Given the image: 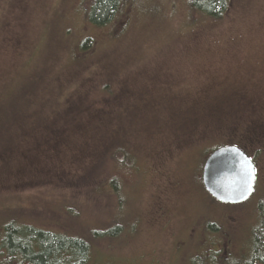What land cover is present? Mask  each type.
Here are the masks:
<instances>
[{
    "label": "rangeland",
    "instance_id": "374dc122",
    "mask_svg": "<svg viewBox=\"0 0 264 264\" xmlns=\"http://www.w3.org/2000/svg\"><path fill=\"white\" fill-rule=\"evenodd\" d=\"M78 3L79 0H0V115L6 114L0 122L11 118L6 128L12 133L16 131L13 139L21 135L20 127L25 121L32 124L35 119H45L46 115L51 116V111L57 113L58 108H64L69 102L76 104L77 98L83 106L97 109L89 115L78 116L81 120L88 119L90 126L82 130L88 137L87 147H82V154H76V158L69 159V154L63 151L55 154L46 141L39 147L27 141L25 149L16 148L15 153L19 155L15 154L10 160L9 156L0 158V225L8 218L18 217L29 227L44 231H47L46 226L54 227L55 223L66 220L74 221L76 229L86 226L97 229L100 221L115 220L112 223L122 224L123 212H129L128 221L125 225L123 222L121 242L125 244L119 243L120 238L94 241V237H90L94 251L89 260L81 264H185L182 262L187 260V253L192 248L197 250L201 246L208 254L221 242L226 243L228 255L244 254L261 212H264V116L244 108L252 102L254 106L264 104V0H247L241 4L230 0L222 26L197 24L193 27L196 34L185 24L181 0H145L139 7L136 1L134 9L126 12L127 23L117 28L111 26L107 31H96L86 25L77 8ZM5 23L11 27L8 38L1 30ZM86 37L92 39L85 48L95 46L88 55L90 60L84 62L89 69H76L78 73L71 68L60 71L59 68L65 67L64 63H78L79 46ZM209 39H214L215 49L203 48V52L211 53L193 50L194 46L210 45ZM17 42L19 48L13 49ZM221 43L229 53L223 51ZM191 67H199L197 75L192 73V78L185 73V68ZM23 71L36 72L38 76L46 74L40 85H31L29 81H20L19 74ZM55 75L59 87L54 82ZM106 76L113 83L108 89L111 98L117 97L121 85L127 91L131 90L117 107L114 103L109 104L111 110L102 109L111 101L98 102L87 91L89 87L92 91L93 87L100 86V80ZM195 77L200 80V85L228 82L241 86L247 95L244 98L247 103H241L242 99L238 101L235 116L246 114L244 117L263 127L259 130L261 145L254 142L253 137L254 144L249 148L255 158L258 180L254 194L246 203L226 208L212 202L196 184L197 178L192 176L191 170L181 166L185 149L173 153L161 167L152 161L156 151L147 162L144 150L133 151V162L136 157L138 167L134 170L136 181L140 182L129 184L127 203L107 197L104 191L98 192L105 185L107 176L116 178L120 174L113 172L109 164L98 174L94 171L93 180L78 182L79 175H89L92 171L87 159H92L90 143L95 146V151L101 149L102 134L108 131L112 132L110 137L118 138L111 141L115 142L114 147L126 139L129 129L134 141L143 148H157L160 139L163 141L168 137V129L160 121L175 106L151 102L185 91L184 85ZM159 78L167 82L157 83ZM160 87L167 91L161 93ZM30 103H34V107L29 108ZM37 109L44 117L34 118L31 113ZM140 122L153 125L151 134L139 132ZM42 128L32 129L31 133L40 135ZM0 132L4 129L0 128ZM5 157L6 162L1 163ZM71 160L72 164H69ZM66 163L68 166L64 167ZM71 165L69 177L72 175L71 180L75 183L70 180L64 188L60 179L67 177ZM179 167L180 172H177ZM173 179L178 180L177 193L185 189L180 199L171 194L168 182ZM95 183L100 188H93ZM116 185L122 188V185ZM260 206H263L262 210ZM135 215L139 217L138 225L133 223ZM206 223L216 227L218 223L223 224L226 230L223 235L213 236L208 231L203 236Z\"/></svg>",
    "mask_w": 264,
    "mask_h": 264
},
{
    "label": "trees",
    "instance_id": "16d2710c",
    "mask_svg": "<svg viewBox=\"0 0 264 264\" xmlns=\"http://www.w3.org/2000/svg\"><path fill=\"white\" fill-rule=\"evenodd\" d=\"M136 1H138L137 4L139 7L142 1L145 0H79L77 8L82 13V19L85 21L86 25L96 31H107L111 26L117 28L118 26H122L123 23H127L129 17L126 12L128 9L131 11L134 9V3ZM246 1L247 0H236L235 4L246 3ZM181 3H183L185 8V24L188 25L189 29L192 28L191 31L193 34H196L195 28L193 27L197 24L212 23L221 27L224 23V14L229 9L227 5L230 4V0H181ZM71 11H74L73 8ZM152 12L159 13L160 10H152ZM234 16L236 17V13ZM10 29L11 27L7 26L6 23L1 27L6 38H8L10 34ZM218 36H220V34ZM91 39V37H86L79 46L81 54L77 55L78 63H64L63 65L65 67L59 68V70L64 71L71 68L75 73H78L77 70L79 69L83 71L88 70V64L86 63L84 66V62L90 60L88 55L93 52L95 46L85 48V44L91 41ZM213 40L214 39H209L211 42L210 45H203V47L198 45L197 48L194 46L193 50L195 52L211 53V51L215 49ZM13 41L14 38L11 36V42ZM180 41L179 39V42ZM224 43H221L222 49L225 53H229L227 52L228 50H225ZM15 47L19 48L18 42L13 45V49H17ZM203 48L213 50L203 52ZM163 55H166V53H163ZM196 70H199V67L185 68V73L192 78V73L197 75ZM45 74L46 73H43L38 76L36 72L28 74L23 71L19 74V78L21 82L29 81L31 85H40L41 83L39 82ZM111 80L109 76L105 78L102 77L100 86L96 88L93 87L92 91L90 87L87 88L88 93L93 94V96L99 100L98 102L106 100L111 101L102 108L104 110H111L108 107L111 103H114L117 107L119 103L121 104V100L128 92L131 93V90L127 91L124 86L121 85L117 97L114 99L111 98L108 95V89L113 85ZM159 80L160 78L157 79V83L167 82L165 80H160L159 82ZM57 81V75H55L54 82L58 86L59 82ZM195 82H197V84H193ZM199 82L200 80L195 77L184 85L186 88L185 91L175 93L173 96L168 95L165 99H158L155 102H151L157 105L175 106V108L169 111L165 118L160 121V123L168 129V137L163 141L160 139L161 144L158 145L157 148L151 150L143 148L141 144L134 141L133 132L129 129L126 139L119 141L118 146L114 147L115 142L111 141L117 140L118 138L110 137L112 132L108 131V133L102 134L104 141L101 145V149L95 151V146L92 142L90 143L89 146L93 150L91 154L93 161H91L92 159L87 155L86 156L88 157V164L92 171H89V175L87 173H85V175H79L78 182H87V179L93 180L94 178L91 177L94 171H96L94 174H98L101 170L106 169L103 168L104 166L109 164L113 172H120V174H118L116 178H113L112 175L107 176L104 180L105 185H103L98 192L104 191L107 197L127 203L130 198L126 194L129 184L135 185L140 182V180L138 182L136 181L137 173H135L134 170L136 171L138 167L136 165V157L135 162H133V151L140 152L139 150H144L143 153L145 154L144 157L146 162L150 160L151 153L156 151L152 161L161 167L163 166V162L170 158L173 153H178V151L185 149L186 154L182 157L181 166L183 168L186 166V168L190 170L193 169L194 173H196L195 176H199L203 161L217 146H237L254 160V155H252V153L250 154L249 148L254 144L252 143L253 137L255 138L254 142L261 145L259 130H262L263 127L258 126L257 122L244 117L246 114L240 117L235 116L238 101L242 99L241 103H247L244 100V98L247 97V95H245V90L241 86H236L228 82L204 83L202 85H200ZM179 83H181V81ZM47 85L50 84L47 83ZM159 90L162 93V90L166 89L160 87ZM59 95L60 93H58V97ZM31 106L34 107V103H30L29 108ZM54 106H57V104H54ZM64 108H58L57 113L53 110L51 111V116L46 115L45 119H35L32 121V124L25 121L20 127L21 135H18L16 140L13 139V135L16 134V131L12 133L6 128L7 126L9 127L11 118L10 121L0 122V124H2L0 128L2 130L4 129L3 133L0 132V158L9 156L8 160H10L14 158L15 154L19 155L15 153L18 151L16 148L21 147L25 149L26 147H24V144L27 141H30L38 147L46 141L51 151H56L55 154H59L60 151H63L64 154H69V159L76 158V154L81 155L82 147H87L86 139L88 138L86 134H82V130L85 129L86 126H90V122L88 119H78V116L82 115L83 117L89 115L90 113L96 112L97 109L89 105L83 106L79 98H77L76 104H70L69 102L64 105ZM244 108L249 109L251 113H260L261 116H264V104L254 106L252 102L247 106L244 105ZM31 114L34 118H38V116L39 118L44 117L41 115L40 109H37ZM5 116L6 114L2 117L0 115V119ZM57 116L61 118L56 119ZM42 127H44V129ZM39 128L43 129L40 135L31 133L32 129L37 130ZM94 128L98 129L97 126ZM138 128L140 133L146 135L151 134L153 125L140 122ZM159 131H161V128ZM71 135H73V137ZM82 135L84 137L80 138ZM36 146L35 151L38 149ZM61 146L65 149L60 148ZM111 151H113V156H110ZM23 156L28 157L25 154ZM7 157H5L1 163H5ZM184 162L187 164H184ZM69 164H72V160ZM76 165L77 164H74L73 166ZM67 166L68 164L66 163L64 167ZM70 168H72V165L68 168L67 177H65V179H60V183L64 188L69 184L72 177V175L69 177L70 172H72ZM177 172H180V167ZM71 181L75 183V180ZM116 184L122 185V188L117 187ZM168 184L172 196L174 195L176 198L178 197V199H180V195L184 194L183 191H185V189L182 188L181 192H176L178 180L175 181L173 179L169 181ZM97 185L98 183L93 184V188H100L97 187ZM210 200L215 203L212 198H210ZM222 206L226 208L237 207ZM262 208L263 207H261V210ZM68 210L64 212H68ZM78 213L79 212L76 214ZM123 213L121 218H123L125 225L126 221H128L129 212ZM116 214L119 215V212ZM66 216L67 215L64 216L65 220ZM138 221L139 217L135 215L133 223L138 225ZM23 222L24 220L18 219V217L16 219L8 218L0 225V264H81L89 260L90 254L94 251L92 242L89 239L90 237H94V241L102 238L113 241L115 238H120L121 240L119 243L125 244V242H121L124 237L122 232L124 228L123 222L122 224L119 222L112 223L115 222V220H108V222L100 221L97 229L93 226L76 229L74 227L76 226L74 221L66 220L65 222L61 221L60 224H57L58 222L55 223L54 227L49 225L46 226L47 231L31 228ZM216 225L217 227L215 224L206 223L202 230V234L204 233L206 235L209 231L210 235L213 236L218 233L223 235L226 230L224 225L219 223ZM81 226L84 227L83 225ZM218 242L220 241L218 240ZM182 263L264 264V212H261L260 221L253 230L249 248L246 247V252L244 254L238 256H235V254L228 255L226 243L221 242L217 249L211 248L208 254L201 246L197 250L195 247L192 248L191 252L187 253V260Z\"/></svg>",
    "mask_w": 264,
    "mask_h": 264
},
{
    "label": "water",
    "instance_id": "95a60500",
    "mask_svg": "<svg viewBox=\"0 0 264 264\" xmlns=\"http://www.w3.org/2000/svg\"><path fill=\"white\" fill-rule=\"evenodd\" d=\"M254 181V165L244 153L232 146L213 151L203 166L204 189L222 204L243 203L252 194Z\"/></svg>",
    "mask_w": 264,
    "mask_h": 264
}]
</instances>
